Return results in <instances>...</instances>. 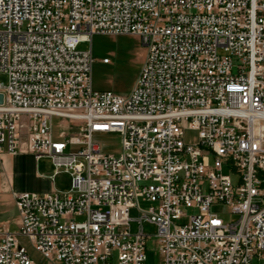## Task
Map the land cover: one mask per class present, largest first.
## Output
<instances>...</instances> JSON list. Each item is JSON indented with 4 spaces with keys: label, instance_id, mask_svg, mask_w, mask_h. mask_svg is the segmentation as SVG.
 <instances>
[{
    "label": "built area",
    "instance_id": "obj_1",
    "mask_svg": "<svg viewBox=\"0 0 264 264\" xmlns=\"http://www.w3.org/2000/svg\"><path fill=\"white\" fill-rule=\"evenodd\" d=\"M98 35L146 51L127 96L93 88L92 47L78 46ZM0 74V156L71 178L16 195L0 264H35L21 236L48 264H151V238L155 264H264V0H0ZM55 117L77 132L55 139ZM94 135H119L122 153Z\"/></svg>",
    "mask_w": 264,
    "mask_h": 264
},
{
    "label": "rangeland",
    "instance_id": "obj_2",
    "mask_svg": "<svg viewBox=\"0 0 264 264\" xmlns=\"http://www.w3.org/2000/svg\"><path fill=\"white\" fill-rule=\"evenodd\" d=\"M93 50V57L95 62L93 64V88L95 91H112L116 94L127 96L129 95L134 86L136 79L139 75L140 69L144 62L146 51L142 46L140 40L134 36H120V37H109V36H94L92 44L84 42L78 46V50L86 51ZM104 59H110L109 64H104ZM0 82L7 83V76L0 74ZM53 132L54 137L62 133H76L77 128H72L68 121L55 117L53 118ZM197 132L187 131L185 134L186 142L194 143L197 141ZM93 142L97 144L102 152L106 155L119 156L122 153V138L119 135H94ZM76 150V147L71 148ZM69 176L65 173L60 174L56 178V186L60 191L68 183ZM140 208L142 211H147L152 205L150 202L140 200ZM219 212L220 218L225 222H231L236 220V216L228 213L227 209H214ZM189 214H193L192 210L188 211ZM139 211L131 209L129 216L135 220L139 217ZM84 218H78L77 221H83ZM132 232L138 231V223L133 221ZM144 233L149 236H154L157 232V228L145 222ZM19 242L22 246L27 249L29 256L35 264H48L44 257L39 254L30 244V242L24 238L19 237ZM147 259L151 264H155L158 261L157 247L155 244V238L147 243Z\"/></svg>",
    "mask_w": 264,
    "mask_h": 264
},
{
    "label": "crops",
    "instance_id": "obj_3",
    "mask_svg": "<svg viewBox=\"0 0 264 264\" xmlns=\"http://www.w3.org/2000/svg\"><path fill=\"white\" fill-rule=\"evenodd\" d=\"M54 167L49 158L36 159L31 154L0 156V225L9 231H17L20 224L15 197L22 192L40 194L62 193L70 189L71 178L60 191L56 178H52ZM63 174V173H61Z\"/></svg>",
    "mask_w": 264,
    "mask_h": 264
},
{
    "label": "water",
    "instance_id": "obj_4",
    "mask_svg": "<svg viewBox=\"0 0 264 264\" xmlns=\"http://www.w3.org/2000/svg\"><path fill=\"white\" fill-rule=\"evenodd\" d=\"M3 103V95H0V104Z\"/></svg>",
    "mask_w": 264,
    "mask_h": 264
}]
</instances>
